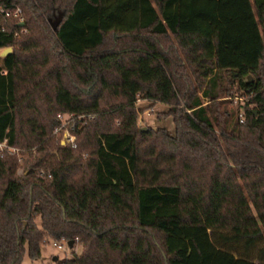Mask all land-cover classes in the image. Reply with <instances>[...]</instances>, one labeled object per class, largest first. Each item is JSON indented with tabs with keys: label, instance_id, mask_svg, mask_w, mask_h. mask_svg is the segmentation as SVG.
Returning <instances> with one entry per match:
<instances>
[{
	"label": "trees",
	"instance_id": "1",
	"mask_svg": "<svg viewBox=\"0 0 264 264\" xmlns=\"http://www.w3.org/2000/svg\"><path fill=\"white\" fill-rule=\"evenodd\" d=\"M0 5L27 29L0 32V141L34 155L20 175L0 157V264L46 238L82 247L58 264H264V0ZM167 33L214 61L201 96ZM231 89L246 98L227 110ZM139 97L170 106L173 134L139 132ZM58 113L85 116L76 150L51 135Z\"/></svg>",
	"mask_w": 264,
	"mask_h": 264
},
{
	"label": "rangeland",
	"instance_id": "2",
	"mask_svg": "<svg viewBox=\"0 0 264 264\" xmlns=\"http://www.w3.org/2000/svg\"><path fill=\"white\" fill-rule=\"evenodd\" d=\"M194 39L196 40L197 37L194 36ZM158 40L164 45L171 44L176 48L183 62L181 66L177 67V71L187 76L189 90L201 96L207 81L206 73L214 74L216 72L214 61L208 63L204 59L198 57V54L201 53L202 50L199 47H195L192 43H189L187 48L181 46L183 42L188 40L184 36L167 33L165 35H159ZM193 55L196 56L194 57ZM231 92V94H225L227 96L221 98L224 102L223 106L227 108V110L239 108L246 98L243 93L235 92L234 89H231ZM135 108L137 111L136 127L139 129V132H141L142 129H145L147 132L149 129L156 130L164 128L171 134L174 133L172 117L168 115L170 106L139 97L136 101ZM241 114L242 110L239 109V117ZM240 118H242V116ZM216 132H218V130ZM140 139L142 140V138ZM33 156L30 157L28 154H24V158H22L21 161L18 160L16 168L17 175H20L23 171L30 168V161ZM41 169H43V167ZM53 242V239L46 238V242L41 247L40 259L31 262L25 255L23 264H58L62 260L71 259L82 253V247L76 242L73 243L72 248L62 243L63 247L61 249L53 247ZM54 257H57L56 261H54Z\"/></svg>",
	"mask_w": 264,
	"mask_h": 264
},
{
	"label": "built area",
	"instance_id": "3",
	"mask_svg": "<svg viewBox=\"0 0 264 264\" xmlns=\"http://www.w3.org/2000/svg\"><path fill=\"white\" fill-rule=\"evenodd\" d=\"M21 23L23 24V26H20ZM0 32L10 35L13 38H19L22 34L27 32V29L24 26L23 11L20 7H4L0 5ZM5 48L6 47L0 48V53H2ZM56 117L59 122L53 129L51 135L59 140L62 145L70 146L73 150H76L77 142L76 135L74 133L76 125L74 123L77 120L85 118V116H78L73 113H58ZM86 117L92 118L93 116ZM240 121L242 122V119H240ZM32 151L34 150L32 149ZM24 152V149L8 145L6 139L0 141V157H3L5 153L14 154L17 156L18 160L21 161L22 158H24ZM38 173L42 177H50V174L45 173V171L42 169H39ZM67 242V240L61 238L59 241H54L52 245L53 247L61 249L63 247L62 243L67 244Z\"/></svg>",
	"mask_w": 264,
	"mask_h": 264
},
{
	"label": "water",
	"instance_id": "4",
	"mask_svg": "<svg viewBox=\"0 0 264 264\" xmlns=\"http://www.w3.org/2000/svg\"><path fill=\"white\" fill-rule=\"evenodd\" d=\"M60 17H61V16H58V17L55 18V19H48V24H49L50 28H51L53 31L56 29L57 24H58V22H59V20H60ZM20 26H23V24L21 23ZM11 51H12V48H11V47H6V48L2 51V53H1V57H5V56H6L7 54H9ZM142 131H145V129H142ZM67 245H68L69 248H72V246H73V240H69V241L67 242ZM53 259H54V261H56V260H57V257H54Z\"/></svg>",
	"mask_w": 264,
	"mask_h": 264
}]
</instances>
